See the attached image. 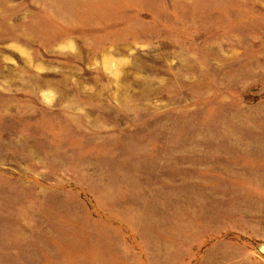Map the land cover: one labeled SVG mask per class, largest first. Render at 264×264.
<instances>
[{
  "label": "rangeland",
  "instance_id": "rangeland-1",
  "mask_svg": "<svg viewBox=\"0 0 264 264\" xmlns=\"http://www.w3.org/2000/svg\"><path fill=\"white\" fill-rule=\"evenodd\" d=\"M0 264H264V0H0Z\"/></svg>",
  "mask_w": 264,
  "mask_h": 264
}]
</instances>
